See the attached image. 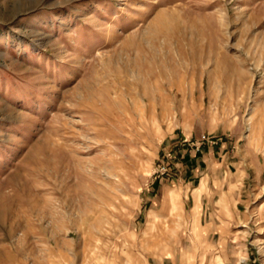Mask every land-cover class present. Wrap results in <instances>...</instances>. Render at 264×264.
Returning a JSON list of instances; mask_svg holds the SVG:
<instances>
[{"label":"rangeland","instance_id":"374dc122","mask_svg":"<svg viewBox=\"0 0 264 264\" xmlns=\"http://www.w3.org/2000/svg\"><path fill=\"white\" fill-rule=\"evenodd\" d=\"M180 138L248 159L223 257L153 204ZM0 264H264V0H0Z\"/></svg>","mask_w":264,"mask_h":264},{"label":"crops","instance_id":"0c3cea01","mask_svg":"<svg viewBox=\"0 0 264 264\" xmlns=\"http://www.w3.org/2000/svg\"><path fill=\"white\" fill-rule=\"evenodd\" d=\"M184 137L186 141L200 138L187 133ZM183 139L174 146H167L169 172L154 186V191L160 192L162 198L171 196L176 200L153 201V204H159L163 211L168 209V216H194L199 235L190 234V239L212 242L210 249L214 255L223 257L227 244L239 237L236 226L246 222L242 214L241 186L248 175L247 168L243 167L247 157L242 152L230 151L228 142L205 145L197 152L181 142ZM180 210L184 211L180 213ZM150 212V217L158 216L155 211Z\"/></svg>","mask_w":264,"mask_h":264},{"label":"built area","instance_id":"2783aa9c","mask_svg":"<svg viewBox=\"0 0 264 264\" xmlns=\"http://www.w3.org/2000/svg\"><path fill=\"white\" fill-rule=\"evenodd\" d=\"M206 139V138H205ZM200 146H201V144H198V146H197V148H200ZM195 147V146H194ZM168 171V167L167 166H164L162 169H161V174L163 175H165L166 174V172Z\"/></svg>","mask_w":264,"mask_h":264}]
</instances>
